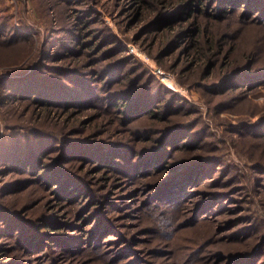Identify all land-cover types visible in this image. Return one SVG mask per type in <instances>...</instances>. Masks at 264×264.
Segmentation results:
<instances>
[{"label":"rangeland","instance_id":"1","mask_svg":"<svg viewBox=\"0 0 264 264\" xmlns=\"http://www.w3.org/2000/svg\"><path fill=\"white\" fill-rule=\"evenodd\" d=\"M38 1L40 0H0V18L10 20V23L14 24L21 33L33 36V40L12 41L15 44L11 48L20 47L18 51L25 53L26 57L20 59L19 63L13 61L7 65H0V79L7 75L6 72L10 68L18 70L22 66L30 67V63L38 62L42 57L48 61L49 55L44 52V45L48 41H57L61 45L69 43L71 47H74L75 43L71 42L79 32L87 31L89 35L95 34L101 43L107 35H113L117 43L121 45L117 49L118 57L121 54L130 56L128 60L131 63L128 66L135 65V73H132L134 77L132 88L145 86L143 84L145 79L142 76L152 74L155 79L150 89V96L153 99H161L160 103L166 107L171 105L169 102L167 104L166 100L175 93L184 98L187 105H190L189 111L178 115L174 122L192 121L190 123L192 125L182 126L186 130L182 132V135L179 134V138L181 140L193 134V139L189 144L181 142V146L184 145V147L180 150L172 149L175 159L181 157L195 160L200 156L199 158H214L219 162L206 166L207 171L203 167L205 175L201 176L199 172L192 174V178L186 180L184 186L179 188L180 183L178 187H173L175 191L172 193H170L172 190L158 192L154 188L155 181L165 176H162V173L146 175L145 172L131 174V171L124 174L115 168L110 169V173H105L99 168H94L92 164H82L79 166L78 174L85 177L87 181L85 186L88 187L92 196L103 200L104 203L100 204L102 207L94 206V202L88 203L90 197H84L78 203H69L48 192L39 183L17 192L18 186L13 185V181H26L30 176L14 172L5 175L3 172L5 168L0 165V201L13 209H19L22 205L28 204L25 209L28 207L33 209L23 212L24 216H37L39 221L48 219L60 223L55 226V230H52L50 235L45 236L50 248L55 250L50 256L57 264H133L135 260H138L136 264H148V262L150 264H226L228 254L250 253V249L259 241L258 238L252 235L247 237L245 242L244 238L240 239L238 235L247 231L249 234L254 228L257 230L264 227V172L254 171L251 167L249 171L247 166L249 156L264 157V138H261L262 142L253 145L248 137L240 138V134L245 132V128L248 129L246 125L257 123L258 114L264 111V83L252 84L254 85L252 88L245 85L246 83H241V87L232 89L221 87L222 89L216 91H205L204 86L203 88L195 87L193 83H184L182 80L189 68L187 64L192 59L188 54V44L177 52L166 55L165 63L163 60L160 62L154 56L156 53L154 46L151 50L148 47L154 33L145 32L147 30L143 26L145 23L132 19L129 15L130 11L136 7L133 0H80L78 3L59 0L54 3L48 2L46 12L38 10ZM215 2V0H193L182 8L179 0H171L170 4L165 5L166 9L162 10L168 11L166 15L172 12L180 15V11L188 12L194 9L200 13L199 24L208 22L226 26L215 27L218 35L226 30H236L233 31L238 32L236 37L240 36L244 42H254L256 39L259 41V31L249 24V19L260 20L259 14L254 18L246 16L244 19V15H241L239 19H236L232 14L226 13L231 12L229 9H213ZM241 4L244 5L243 14L247 12L253 14L257 11L261 14L260 10H257L258 7H251L250 2L241 1ZM219 5L222 6L221 3ZM179 15L175 16L176 19L179 18L176 23L169 26L162 25L160 31L178 29L179 21L186 14ZM211 16L214 17L210 19ZM161 17L159 21L161 24L165 23V17ZM51 19V26L56 28L55 33L49 28ZM169 20L167 21L170 22ZM187 24L191 25V21H184V26ZM260 37L264 38V34ZM155 39L158 40V37ZM228 43L229 41L225 43L226 46ZM103 49L105 48L102 46L99 53L92 51L94 61H97ZM3 50L8 49L4 47ZM50 51L48 54L53 53L52 48ZM87 51L90 50L87 49L85 53L71 56L67 60L68 62L73 60L69 69L77 67L79 70H85L88 77H92L96 75V70L102 68V64L91 65L93 61L92 59L89 61L90 52ZM261 52L264 54V51ZM236 54L231 52L229 60L232 61ZM109 55L103 57L108 58L104 62L111 60L112 57L109 58ZM169 65L172 68H167ZM226 70V67L221 66L214 71L210 80L215 81L219 84L218 86L222 85L223 79L220 78ZM138 73L141 74L140 79H137ZM255 76L257 75L252 77ZM95 80L97 89L104 97L106 95L102 91L104 88H100L104 84L99 79ZM159 83L165 86L164 90L157 89ZM3 90L5 89L0 86V96L5 93ZM239 97L244 98L241 103L236 101L230 103L233 98ZM27 103L20 100L13 103L9 101L8 104L0 107V160L5 157L11 159L8 154L1 153L8 145L12 144L17 148L16 150L25 152L31 141L37 138L35 130L42 126L41 121L33 119V115H37L38 119L42 120L40 113L42 111L32 108ZM222 103L225 106L219 107ZM99 104H102L101 108L92 107L81 115H74L72 111L60 114L59 119L67 115L70 123H74L72 119L79 118L78 121L84 120L86 127L92 129L86 128L80 135L72 133V138L77 137L90 142H115L120 144L119 149L133 145L143 152L155 145V138L160 136L156 133L160 131L159 127L170 126L168 117L160 120L146 117L130 122L125 119L124 114L116 116L112 111L103 108L106 107L103 102ZM175 106H177L176 103ZM11 108H18V110L11 113L12 115L5 112L6 109ZM107 108L111 107L107 105ZM173 113L172 117L176 115L175 111ZM95 125L99 127V130L93 129ZM170 143L179 144V140L174 142L172 137ZM62 145L63 143L58 148ZM261 150H263L262 154H259ZM55 154L58 155L59 151ZM169 155L171 154L169 153L167 158ZM129 170H131L130 167ZM142 171L145 170L142 169ZM251 171L254 173L253 177H249ZM203 194L206 196H202ZM212 194L216 196L214 199L211 198ZM108 199L117 204L107 213L108 217L113 218L115 224L113 226L116 227L104 229L101 236L103 243L94 242L95 246L100 248L98 251H91V242H87L88 244L83 242L84 249H78L81 253L80 257L70 259L73 256L72 250H62L66 247L64 243L69 241H65L60 236H69L68 240L81 236L86 241L89 238L88 231L96 232L98 224L94 222L95 214L98 210L106 209ZM80 207L81 209H78ZM84 216L87 217L83 220ZM120 231L129 239L127 248L119 249L126 239L114 244L120 236ZM55 235L57 237H54ZM16 245V242L9 239H0V264H3L5 260L4 253L13 250ZM41 249L42 247H39L36 250L38 252ZM20 256L25 258L21 253L13 251L8 255L11 259L9 263L14 261V264H18L22 260V264H44L49 258L48 255H44L38 260H32L22 259ZM260 258L252 264H264V256Z\"/></svg>","mask_w":264,"mask_h":264},{"label":"trees","instance_id":"2","mask_svg":"<svg viewBox=\"0 0 264 264\" xmlns=\"http://www.w3.org/2000/svg\"><path fill=\"white\" fill-rule=\"evenodd\" d=\"M56 1L59 0H40L38 1L37 8L38 10L46 12V4ZM62 1H66L67 3H78L80 0ZM133 1L136 7L130 11L129 15L132 19L141 20L145 23L143 25L144 28L147 29L145 32L154 33L148 47L149 50H151L154 46L156 50L154 56L160 62L163 60L165 63L166 55H171L188 44V54L192 59L187 64L189 68L186 70V75L183 77L182 81L184 83H193L195 87L203 88L204 86L205 91H216L217 89H222L221 87H230V89H232L233 87H241V83H246L245 85L252 88L254 86L252 84L260 85L264 83V54L261 52L264 51V38L260 37L261 34H264V0L263 2H260V0H215V7H213V9H229L231 12L226 13L232 14L236 19H239L241 15H244L245 19L246 16L254 18L259 14L261 17L260 20L253 21L249 19V24L255 26L256 30L259 31V41L256 39L254 42H244L240 36L237 38L236 35L238 32H233L236 30H226L218 35L217 32H215V27L221 24L213 25L208 22L199 24L198 15L200 13L194 9L188 12L180 11L181 16L184 14L186 15L184 17L182 16L184 20L182 19L179 21L178 25H180V27L178 29L174 31H172V29L163 30L164 32L160 31L162 25L169 26L179 20V18H175L179 13L175 14L171 11L172 13H169L170 15H166L168 11L162 10L166 9L164 8L166 7L165 5L170 4L171 0ZM191 1L193 0H179V4H182L181 6L183 8L187 4L189 5ZM241 1L250 2L251 7H258L257 10H260L261 14L258 11L253 14L250 12L243 14L242 7H244V5L241 4ZM219 3H221L222 6H220ZM236 5H239V7H236ZM154 12L156 13L153 14ZM161 16L165 17V23L162 22L161 24L159 21L162 18ZM213 17L214 16H211L210 19ZM168 19H170V22L167 21ZM184 21H191V25L187 24L184 26ZM51 25L52 19L49 21V28L55 33L56 28H53ZM86 33L87 31L83 33L79 32L74 36L71 42L75 43L76 46L74 47H71L69 43L61 45V43L57 41L46 42L44 45V52L46 55H49L47 56L48 61H46L45 57H42L38 62L30 63V67H28L29 65L25 67L22 66V68L18 70L10 68L6 72L7 75L0 79V86L5 89L3 90L5 93L0 96V107L4 106L6 103L8 104L9 101L13 103V101L20 100L27 101V104L31 105L32 108H37V110L42 111L40 112L42 114V120L38 119L37 115H33L35 121H41L42 127L35 130L37 138L33 139L30 145L28 143L29 148L25 152L16 150L17 148L12 144L8 145L7 148L4 149L5 151H1V153H6L11 157V159H6L5 157V159L0 160V165H3L5 168V170H3L5 175L14 172L20 175L30 176L27 177L29 179H26V181H13V185L18 186L17 192L30 185L39 183V185L42 184L41 186L48 190V192L53 193L55 196L69 203H78L81 202L84 197H90L88 203L94 202V206L100 207L104 203L103 200H99L96 196H92L88 187L85 186V184H87L85 177L78 174L79 166L82 164H92L94 168H99L105 173H110L109 170L113 168L124 174L131 171V174L145 172L146 175L150 173L154 175L162 173V176H165L155 181L154 188H156L158 192L163 190H169L170 192V190H172L170 192L172 193L175 191L173 187H178L180 183L179 188L184 186V182L188 180L192 174L199 172L201 176L205 175V170H208L206 166L219 162V160L214 158H199L200 156L195 160L181 157L175 159L172 151L177 149L180 150L181 147H184V145L181 146V142L189 144L193 139V134L181 140L179 138V134L181 133L182 135V132L186 130L182 126L184 124H189L188 126H190L192 125L190 124L192 121L187 120L188 122L181 123L179 120L174 122L178 115H182L189 111L190 105H187V101L175 93L166 100L167 104L168 102L169 104L171 103V105L166 106L167 108L160 103L162 101L161 99H153V97L150 96V89L155 79L152 74L142 76V78L145 79L143 83L145 86L141 88H132V78H134L132 73L136 70L134 68L135 65L128 66L131 63V61L128 60L130 56L128 57L127 55L121 54V56L118 57L117 49L121 45L117 43L118 41L116 38L113 35H107L101 43L98 37H95V34L89 35V33ZM86 36H89V38H86ZM156 37H158V40L155 39ZM14 40L18 42L33 40V36L21 33L14 24L10 23V20L8 21V19L0 18V62L2 63L0 65H7L9 62L13 61L19 63L20 59H25L26 54L18 51L20 47L11 48V46L15 44V42H12ZM227 41H229V43L226 46L225 43ZM104 42L105 45H103ZM102 46L105 49H103L101 52L102 54L98 56L97 61H94L95 58H93V54H91L92 51L95 50L94 53H99ZM4 47H7L8 50H3ZM50 48H52L53 53L48 54V52H51ZM87 49L90 50L87 51L90 52L88 54L89 61H91V59L93 61L91 65L96 63L102 64V68L96 70V75L94 74L92 77H88V75L85 74V70H79L77 67L69 69L73 60L70 62L67 60L71 56L85 53ZM231 52L237 53L234 55L232 61L229 60ZM105 55H109V58L112 57L111 60L104 62L106 61L105 59H108L103 58ZM77 64L80 68L79 62H77ZM221 66L226 67L227 70L221 75L222 77L220 79H223L222 85L218 86L219 84L210 80V77L213 75L214 71H217ZM167 68L172 67L169 65ZM216 74L217 73H215V75ZM254 75L257 76L252 77ZM137 76V79H140L141 74ZM95 79H99L100 82L104 84L100 87L104 88V90H102L106 93L104 97L100 93V90L97 89V82ZM206 79L207 81H205ZM159 88L164 90L165 86L159 83L157 89ZM243 100L244 98L242 97L233 98L230 103L233 101L241 103ZM102 102L106 106L103 108L112 111L116 116H118V114H124L127 121H137L146 117L160 120L164 117H168L167 121L170 123V126L159 127L160 131L156 133L160 136L159 138H155V145L153 148L143 152L133 145L119 149L120 144L115 142H90L83 141L77 137L72 138V133L80 135L85 132L84 129L91 128L86 127L84 120L78 121L79 118L72 119L74 123H70L67 115L59 119L60 114L72 111L74 115H81L84 111L92 107L101 108L102 104L99 103ZM175 103L177 106H175ZM106 104L115 110L111 108L108 109ZM223 106L225 105L222 103L219 107ZM15 110H18V108L6 109L5 112L11 114L14 113ZM174 111L176 115L172 117L171 115H174ZM257 118V123L250 124V126L246 125L248 129L245 128V132L240 134V138L248 137L253 145L262 142L261 138H264V111H261ZM18 125H20L19 122ZM57 128L59 130H56ZM93 129L99 130V127L95 125ZM175 135L176 137H174ZM172 137L174 138V142L178 139L179 144L172 145L170 143ZM62 143V147L58 148ZM2 146L5 147V145ZM57 151H59L58 155L55 154ZM262 151L263 150L259 151V154H262ZM169 153L171 155L167 158ZM258 157L254 156L251 158L249 156L248 162L246 161L249 171L251 167L254 171L264 172V157ZM119 158L120 160H117ZM129 167L131 170H129ZM203 167L205 170L202 169ZM142 169L145 171H142ZM250 173L249 177H253L254 173L252 171ZM199 196L200 195H198V197ZM202 196H206V194ZM215 197V194L211 195L212 199ZM106 203V209L98 210L97 214H95L94 222L96 221L98 224L95 229L96 232L92 233L88 231L89 238L86 241H84L81 236L73 238L72 240H68L69 236H60L65 241H69V243H64L66 247L62 250H72L73 256L70 259L80 257L81 253L78 252V249H84V246H82L83 242L86 244L91 242V251H98L100 248H98V246L96 247L94 242L103 243L101 236L104 229L116 227L113 226L115 225L113 223V218L108 217L107 213L117 204L109 199L106 200ZM27 205L28 204L22 205L19 209H13L10 205L0 201V239H9L17 243L13 250L6 248V250H10V252L4 253L3 257L5 260L3 264H14V261L9 263L11 259L8 257L13 251L21 253L22 256L25 257L22 258L20 256L22 259L28 258L38 260L42 258V256L48 255L49 258H47L44 264H57L54 258L50 256L52 251L55 250L54 248H50L46 242L45 236L50 235V232L55 230V226L60 223L48 219L39 221L37 216H24L23 212H28L33 209V207L25 209ZM71 205L73 206V204ZM78 209H81V207ZM86 217L87 216H84L83 220L86 219ZM263 228L264 227L258 228L257 230L254 228L249 234L248 231L244 234H239V238H244L243 240L245 242H247V237H251L252 235L258 238L259 241L250 249V253H240L239 255H235V253L228 254V256H226V264H252L255 260L259 261V259H261L260 257L264 256ZM115 231L119 232V230ZM244 235L247 236L243 237ZM54 237L57 236L55 235ZM127 238V235H123L120 231V236L114 244H118V242L126 239L119 249L121 247L127 248V244L129 243V239ZM109 242L112 241L109 240ZM39 247H42V249L37 252L36 249ZM93 248H95V250H93ZM33 254L36 256L33 257ZM134 262L133 264H136L138 260ZM18 264H22V260ZM148 264H150V262H148Z\"/></svg>","mask_w":264,"mask_h":264}]
</instances>
